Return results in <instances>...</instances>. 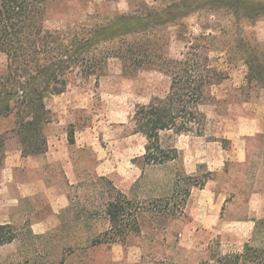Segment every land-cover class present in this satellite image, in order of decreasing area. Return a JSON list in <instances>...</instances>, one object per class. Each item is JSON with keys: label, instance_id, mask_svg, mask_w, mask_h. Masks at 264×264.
<instances>
[{"label": "rangeland", "instance_id": "obj_1", "mask_svg": "<svg viewBox=\"0 0 264 264\" xmlns=\"http://www.w3.org/2000/svg\"><path fill=\"white\" fill-rule=\"evenodd\" d=\"M172 1L183 0H50L47 26L104 24L144 4L165 7ZM179 22L168 26L171 55L180 56L186 37L212 32L217 39L209 45L211 57L228 74L212 89L215 99L205 107L204 135L164 131L162 145L176 149L178 157L147 165L143 157L147 139L134 133L133 117L139 104L168 92L169 77L154 69L126 73L118 58L109 59L101 77L84 76L79 70L69 73L66 91L46 96L52 124L44 132L67 131L75 160L73 183L62 164L18 171L20 180L37 181L36 193L21 199L13 210L3 205L0 184V221L16 215L5 230L14 240L0 245V264H203L213 263L215 253L242 251L247 242L264 244L255 236L256 222L264 218V132L252 133L253 123L264 122L260 99L264 82H250L246 61L250 53L258 54L255 69L264 64V14L246 18L230 9L211 8ZM7 62L0 52V74ZM15 121V116L0 118V166L7 148L23 149L13 130ZM70 134L75 144L70 143ZM191 179L205 185L192 187L180 216L163 218L151 211L183 198ZM175 188L177 196L170 199ZM50 189L53 195L69 197L58 213ZM119 192L130 208H141L139 228L124 235L118 247L94 244L110 232L107 205ZM48 218L57 224L54 228L44 233L31 229L33 221Z\"/></svg>", "mask_w": 264, "mask_h": 264}, {"label": "trees", "instance_id": "obj_2", "mask_svg": "<svg viewBox=\"0 0 264 264\" xmlns=\"http://www.w3.org/2000/svg\"><path fill=\"white\" fill-rule=\"evenodd\" d=\"M143 8L119 13L107 23L93 26L51 29L47 26L50 0H0V52L7 56V67L0 74V118L16 117L13 130L21 138L23 155H37L48 149L45 126L52 121L47 107L48 94L67 89V76L79 70L84 76L101 77L110 58H118L126 73L159 70L170 79V88L163 96H154L149 103L139 104L135 111L134 133L147 139L144 161L147 165L165 164L178 157L176 149L167 150L161 143L164 131L178 135L203 136L208 116L205 107L215 99L212 89L228 78L210 54V43L217 39L203 31L185 38L180 56L170 53L168 26L189 15L211 8H225L237 16L256 18L264 14V0H183L169 2L165 7L144 4ZM258 54L246 58L250 82H264V64L255 69ZM69 141L75 143L70 134ZM0 142V147L2 146ZM183 198L171 206L161 204L151 211L163 218L182 214L192 187L205 181L186 182ZM175 188L170 196H177ZM140 207L130 208L123 193L107 205L111 223L104 242L121 243L124 235L139 228ZM7 225H0V245L12 242ZM255 236L264 239V218L257 221ZM213 263L203 264H264V244L247 242L242 251L218 252Z\"/></svg>", "mask_w": 264, "mask_h": 264}, {"label": "crops", "instance_id": "obj_3", "mask_svg": "<svg viewBox=\"0 0 264 264\" xmlns=\"http://www.w3.org/2000/svg\"><path fill=\"white\" fill-rule=\"evenodd\" d=\"M264 99V89L261 92L260 99ZM47 104V103H46ZM48 107V106H47ZM257 115H255L256 117ZM262 118V117H260ZM255 122V121H253ZM52 121L47 125H51ZM63 131V130H62ZM257 131L264 132V122L253 123V132ZM59 133L50 132L47 136L48 139V149L45 153L37 155H23V149H9L5 150L3 163L0 166V184L4 187V194L2 195V200L4 201V206L9 207L10 210L15 209L20 204V200L24 198H32L35 195L33 190L34 184L37 182L34 179L20 180L18 178L19 173L22 171H38L45 169L52 164H62V168L66 170L67 177L70 179V183H73V176L75 171V160L70 151V145H68V138L66 136L67 131ZM75 144V143H74ZM248 156H246V159ZM24 169V170H23ZM20 171V172H18ZM39 183H44L43 180H39ZM52 189L48 190L50 197L52 195V206L54 213H58V208L66 207L68 205V195L62 193L51 194ZM16 215L11 217H4V221H0V225H10L13 224V219ZM257 223V222H256ZM57 224H53L50 218L40 219L33 221L31 224V229L36 233H44ZM120 246L116 243V247Z\"/></svg>", "mask_w": 264, "mask_h": 264}]
</instances>
